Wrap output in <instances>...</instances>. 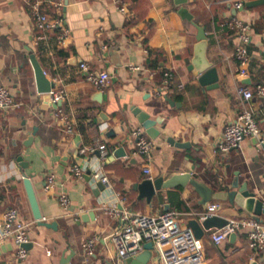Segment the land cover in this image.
Masks as SVG:
<instances>
[{
  "label": "crops",
  "instance_id": "1",
  "mask_svg": "<svg viewBox=\"0 0 264 264\" xmlns=\"http://www.w3.org/2000/svg\"><path fill=\"white\" fill-rule=\"evenodd\" d=\"M61 1L63 5L57 6L58 0H40L43 12L61 19L57 28L43 30L37 28L27 0H0V84L14 97L12 108L0 110V234L4 213L15 208L28 223L29 235L26 258L18 256L14 242L0 241V264H61L72 252L68 264H124L110 237L120 222L101 209L119 205L120 194L126 196L125 207L130 211L156 214L175 209L187 226L191 220L200 221L199 214L211 203H220V216L226 218L253 216L231 201L228 192L248 183L264 200V149L254 137L227 154L219 151L218 143L225 127L243 109L251 110L259 126H264V96L257 93L258 85L264 87V5L245 7L246 0L243 7H237L236 0L212 5L209 0L183 4L176 0ZM183 8L205 27L207 56L218 69V87L201 85L190 68L198 30ZM230 15L252 26L247 76L239 73L235 34L221 25ZM63 30L68 36L60 44L58 35ZM110 51L121 63L115 62ZM33 52L55 82L52 91L57 95L38 92L30 59ZM82 63L89 69L83 70ZM102 70L109 71L111 79L98 88L87 79V71ZM165 72L171 74L168 87ZM241 87L251 89L253 97L242 98ZM134 106L157 120L160 134L156 138L138 123ZM58 109L72 117V133L55 116ZM137 127L155 141L150 156L136 153L131 132ZM170 138L186 145L175 146ZM101 145L108 151L104 157ZM122 147L125 153L118 154ZM82 148L95 151L83 153ZM74 164L83 168V178L71 175ZM144 166L151 173H145ZM23 172L31 176L42 219L56 221L57 229L35 219ZM184 172L213 189L206 206L190 184L163 188L150 199L135 188L146 178L167 179ZM95 173L107 175L111 186L100 190ZM50 174L55 175V185L46 190ZM60 193L71 199L67 210L59 202ZM89 212H95V217L83 221L81 216ZM260 219L264 222V214ZM211 233L200 238L202 264H251L253 260L264 264V249H252L246 233L221 244L212 240ZM93 237L94 254L87 256L83 243ZM153 251L147 264H160Z\"/></svg>",
  "mask_w": 264,
  "mask_h": 264
},
{
  "label": "built area",
  "instance_id": "2",
  "mask_svg": "<svg viewBox=\"0 0 264 264\" xmlns=\"http://www.w3.org/2000/svg\"><path fill=\"white\" fill-rule=\"evenodd\" d=\"M232 0H209L208 4L212 5L219 2H230ZM31 5V12L37 28L55 29L61 24V19L51 18L40 8V0H27ZM62 6V1L55 3ZM237 7H243V0H236ZM126 11L125 7H121ZM221 25L236 36L237 43L235 48V57L239 62V73L242 76L248 75V65L251 61L249 44L252 40V26L249 22L238 16L224 17ZM68 36L67 30H63L58 35V42L63 44ZM41 38V36L39 37ZM81 68L88 70V64L82 63ZM135 68V67H132ZM165 84L170 86L171 74L165 72ZM87 79L98 88L107 86L111 79V74L107 70H102L95 74L87 71ZM183 87V85H180ZM53 95H57L51 91ZM257 93L264 96V87L257 86ZM239 95L249 100L253 97V92L248 87H241ZM14 106V97L11 90L0 84V110H9ZM56 117L63 121L67 133L74 131V122L70 115L65 114L62 109L55 112ZM135 138L136 153L142 156H150L155 148V141L145 136L142 127L135 128L132 132ZM248 137H254L257 145L264 149V126L261 128L254 113L249 109L241 110L237 118L229 123L222 134L218 149L221 153L227 154L229 151L239 148L242 141ZM102 156H106L108 151L105 145L99 147ZM95 151V148H82L81 152ZM145 173H151L149 166H144ZM71 175L76 178H83L84 170L74 164L71 167ZM94 178L100 180L105 188L111 186L110 178L101 173H95ZM55 185V175L47 176L45 188L50 190ZM126 196L119 195V205H104L102 211L111 219H117L120 222L118 228L112 231L110 237L114 242L117 255L120 259L127 260L139 256L145 250L147 242H153V249L157 251V259L160 264H202L204 259V249L192 228L183 224L181 213L175 209H169L156 214H142L130 211L125 207ZM61 206L67 210L71 205V199L66 193L59 194ZM220 203H211L204 212L199 214L200 220L208 217L220 216ZM28 223L20 218L15 208L8 209L3 216L2 231L0 241L10 240L18 247V256L27 257V250L23 244L29 242ZM246 233L249 246L255 250L264 249V222L255 216L228 218V222L212 230L211 237L216 244H221L229 240L234 233ZM96 237L89 238L83 243V249L87 256L94 254Z\"/></svg>",
  "mask_w": 264,
  "mask_h": 264
},
{
  "label": "water",
  "instance_id": "3",
  "mask_svg": "<svg viewBox=\"0 0 264 264\" xmlns=\"http://www.w3.org/2000/svg\"><path fill=\"white\" fill-rule=\"evenodd\" d=\"M188 0H176L178 4L186 3ZM258 5H264V0H246L245 7H253ZM235 10V9H234ZM184 16L191 20L194 26L198 30L197 34V44L195 46V53L192 60L190 68L194 70V74L197 76L201 85L207 88H215L219 86V74L218 69L209 60L207 56V50L209 45L208 36L205 27L197 23L194 20V16L189 10L183 8ZM110 54L117 61V54L114 51H110ZM31 62L35 71V79L37 84V90L39 93H50L55 87V82L50 80L41 66L35 52L30 55ZM168 101L173 103L171 98ZM133 115L137 118L138 123L146 129L151 137L156 138L160 132L155 128L157 120L152 119L150 114L141 108L134 106L132 108ZM37 130V127H35ZM35 134V133H34ZM170 142L175 146L184 147L186 144L182 142H176L173 138H170ZM125 153L122 147L118 150V154ZM22 160V157H19ZM24 165V164H22ZM23 168H27L23 167ZM22 181L25 186V190L33 211L35 219L40 225L46 226L48 228L57 229V222H46L42 218V213L40 210L39 202L37 199L36 191L33 186L31 176L27 175L25 172L22 173ZM190 184L195 191L201 196V204L206 206L212 199L213 189L203 181L196 177H193L190 172H184L179 174H174L171 177L164 179V177H158L156 179L146 178L142 182L135 184V188L142 191L147 199L152 198L158 190L165 188H177L185 187ZM236 186V184H235ZM97 187L100 190H105L104 184L99 180L97 182ZM231 201H236L244 210L255 216L257 219L261 220L260 217L264 214V200L258 196L257 192L251 190L248 183H245L238 190H230L228 192ZM95 217V212L85 213L81 216L83 221H88L89 218ZM228 222V218L224 216L214 215L203 220H191L189 222V227H191L198 238H202L207 232L220 228ZM238 234L234 233L230 236V241L237 238ZM29 244H23V247L27 248ZM74 255L72 252L71 256H66L63 258L61 264H68L71 257ZM154 257L153 242H147L145 244V250L137 257L124 260V264H147ZM251 264H259L257 261L253 260Z\"/></svg>",
  "mask_w": 264,
  "mask_h": 264
}]
</instances>
